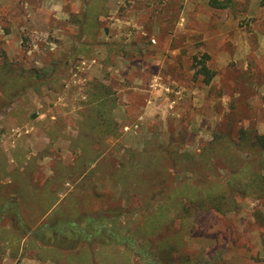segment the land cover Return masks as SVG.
Instances as JSON below:
<instances>
[{"label":"rangeland","instance_id":"obj_1","mask_svg":"<svg viewBox=\"0 0 264 264\" xmlns=\"http://www.w3.org/2000/svg\"><path fill=\"white\" fill-rule=\"evenodd\" d=\"M91 1L97 14L82 31ZM218 1L0 0V233L21 237L15 247L0 236V264H149L142 250L155 264H264V226L254 217L264 199L237 196L240 207L227 213L186 199L183 212L169 213L165 203L181 185L228 178L240 159L264 174V146L252 142L264 135V0ZM204 54L214 71L208 83L199 73ZM102 87L129 107L135 137L124 144L116 123L98 159L85 161L99 169L58 196L50 168L83 153L70 147L91 116L87 92ZM216 140L227 155L206 152ZM149 142L168 156L136 185L126 150ZM6 202L19 205L25 230ZM55 216L79 228L52 250L30 237ZM98 217L108 230L95 234L91 224L88 237L85 219Z\"/></svg>","mask_w":264,"mask_h":264},{"label":"trees","instance_id":"obj_2","mask_svg":"<svg viewBox=\"0 0 264 264\" xmlns=\"http://www.w3.org/2000/svg\"><path fill=\"white\" fill-rule=\"evenodd\" d=\"M97 2L98 4H100L103 2V0H97ZM213 3L218 7L223 6L218 0H213ZM88 6V16L86 12V14L82 15L79 18L81 21L80 23H82L81 28L83 27L82 31H84V25H87V23L85 24V22L91 21L93 16L97 14V12L94 10L95 6L93 5L92 1ZM82 46L86 47L87 45L78 44L77 50H79ZM206 58L207 55L204 54L198 61L199 63H201L199 73L203 75L204 82L208 83L213 77L214 71L210 70L205 64ZM87 93L88 95L86 106L88 105L89 108L87 109L90 113L89 115L91 116H89L90 118L88 117L87 124H81L79 126V137L77 139L74 138L72 141L73 148L78 147L83 152L81 158H84L85 155H88L86 154V152L88 151L87 144L97 143L98 147L95 151L99 153L101 151L99 147L103 146L104 139L107 136L115 134V131L117 129V124L111 116L112 109L116 105L115 98L108 91V88L102 87L100 90H91ZM83 125H86V127H84ZM254 138L255 139L252 141L253 144H258L261 147L264 146V135H257ZM243 145H246V143L243 142ZM147 146L150 147L149 150L146 148ZM146 147L145 150L139 151V153L138 151L131 149L126 150V156H128V166L125 169L128 170L129 177L133 176L132 179L135 184H141L142 179L145 180V178L143 177H150L149 175H144L143 171L149 170V172H151L152 169H154L153 167L155 165L160 166L162 162L164 164V160L168 156L165 151H160L159 149H157L158 145H156L155 142H149ZM172 150L176 154V148L173 147ZM207 151L217 156H221L227 155L229 149L227 148L226 143L220 140H216L206 148V152ZM260 159L262 161L264 158L261 157ZM237 164L240 165L235 171L231 172L229 177L226 179H214L209 181L203 180L196 183L191 182L189 184L181 185L182 187L179 188V190H172L170 193H168L167 196L172 198L165 199V203L167 202L166 204H170L168 206L170 207L168 212L173 211L176 214L183 212L185 203L184 199L188 200L192 207L197 206L199 210L212 209L219 213H227L229 211L237 210L240 207L237 196H248L258 200L264 199V174L262 173L261 166H259L253 160L249 159H240L238 160ZM129 179L131 178H127L126 180L123 179V182ZM154 179L155 178H153V180ZM3 209L8 212H12L17 225L21 230H25V226L23 228L24 220L19 214L18 204L6 202L3 206ZM41 212L45 213V210ZM56 217L57 216L48 218L52 222H42L41 226L31 233L32 237L30 238H33L37 242H41L44 246L49 247L52 250H55L56 246H68L71 241H74L73 238L77 237L76 231L79 228L78 222L73 219L61 220V218H59L58 220H54ZM254 217L258 224L264 226V212H262L260 209H256ZM77 218L81 219L84 217ZM85 222L88 225V237L92 236L93 233V231H90L91 224H93L94 226L93 229L96 231L95 234L105 228L103 217H98L97 219H85ZM16 230L14 229L12 231L11 229H9L8 233L6 232L2 234L6 236L7 234H9L10 237H8L12 242L11 245L18 247L21 237L18 234L19 232H17L18 230ZM105 230L108 229L105 228ZM2 234L0 233V236ZM5 239L6 238L4 236H1V241H4ZM67 241L70 242L68 243ZM261 243L264 248V233L261 237ZM144 252L150 255V258H144V261L149 264H155L156 260L154 261V252L142 250L141 252H139V254H142ZM157 259H159V261H157L156 264H164L168 261V258L166 257L162 259L160 257H157Z\"/></svg>","mask_w":264,"mask_h":264},{"label":"crops","instance_id":"obj_3","mask_svg":"<svg viewBox=\"0 0 264 264\" xmlns=\"http://www.w3.org/2000/svg\"><path fill=\"white\" fill-rule=\"evenodd\" d=\"M129 112H130L129 107L122 105V104H116L115 107L112 109V112H111V116L113 117L114 121L116 123H119V125L121 127L119 130V133L121 132L119 139L124 144H126L128 137H130V138L135 137L134 131L128 132L129 126L127 125L128 123L126 122V119H127ZM135 114H137V112H135ZM110 138L112 139L113 136L111 135L110 137H107L105 139V142H103L104 147H106V143H109ZM97 147L91 145L89 147L88 151L86 152V154H88V155H85L84 158H81V156L83 154L80 153V156H78L74 161L66 162L65 160H63V164L55 167L54 170H53V167L50 168V172H49L48 177L50 178L51 181H53L56 184V186L59 187V190H58V188H57V191L55 190L56 195L60 196V194H61L63 197V195H65V192H67V191L72 190L75 192L78 189V186H81L85 181L86 182L89 181V178L88 179L87 178L82 179L83 176L92 175V173L99 168H97V169L94 168L96 165L94 162H92V164H87V163H85V161H86V159H93L94 160V158H97V156H99L100 152L97 153L95 151L97 149ZM75 148H76V150H75ZM75 148L70 147L71 150L76 152L78 147H75ZM67 153L71 154V152H69V151ZM76 161L81 162V164H78V166L76 164L73 165L74 164L73 162H76ZM70 169L73 170L72 173H69ZM74 171H76L75 175H73L72 178H68L70 175L73 174ZM86 182H85V184H86ZM65 185H69L70 188L67 189L65 187ZM61 200H62V198L57 199L58 202Z\"/></svg>","mask_w":264,"mask_h":264}]
</instances>
